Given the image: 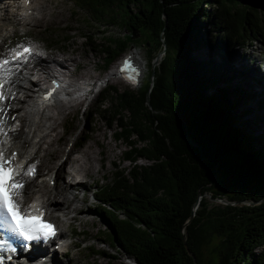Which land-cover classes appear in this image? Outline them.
<instances>
[{
    "label": "trees",
    "instance_id": "1",
    "mask_svg": "<svg viewBox=\"0 0 264 264\" xmlns=\"http://www.w3.org/2000/svg\"><path fill=\"white\" fill-rule=\"evenodd\" d=\"M75 5L92 23L128 32L101 46L87 37L105 56V69L137 43L149 57L165 54L138 90L111 86L102 94L100 104L109 106L100 114L126 144L123 162L130 164L116 168L95 196L112 246L137 264H264V132L252 129L246 100L256 96L245 85L229 88L236 73L227 65L234 48L264 37V0ZM205 49L206 56L198 55ZM212 49L221 52L216 61ZM206 195L231 204H211Z\"/></svg>",
    "mask_w": 264,
    "mask_h": 264
},
{
    "label": "rangeland",
    "instance_id": "2",
    "mask_svg": "<svg viewBox=\"0 0 264 264\" xmlns=\"http://www.w3.org/2000/svg\"><path fill=\"white\" fill-rule=\"evenodd\" d=\"M3 1L6 6L9 7V11L6 12L5 16L14 20L12 19L13 12H11V10L16 11V9H14V0ZM75 3L76 0H40V4L45 7L44 13L41 18L34 20L32 26H24L21 23L7 24L8 35L4 40L1 39L0 41V45H4L3 51L0 52L3 53V56L0 58L7 57L8 50L15 48L17 45L31 44L35 48H39L38 53L42 57L43 62H45L44 64H46V60L51 59L53 55H55L56 58H66V63H68L70 68L74 70L75 76H80L78 79L75 77L76 81L74 82L76 83L89 81V78L85 81L83 79L80 80L83 77V74L89 75L91 78L93 77V80L97 77L100 79L106 78L111 72L114 73L116 71L117 66L129 56L132 49L139 51L143 59L146 61V75L138 87H130L123 80L116 78L106 83L103 89L95 95L94 99L90 101L91 103L88 105H80V102L82 103L80 98L76 102L77 109L75 112H70L69 110L66 111V114L68 115L67 121L60 125L56 133L58 138L59 136L61 137L54 149L58 150V153L51 157L49 163V168L54 167L58 159L61 157L64 148L67 146L66 144H69L71 140L72 143L67 149V157L69 158L65 161V163H67L66 171H64L61 176L58 175L60 180L55 181V184L58 187L57 189L59 190L67 187V182L77 183V179L69 177L70 170L73 166V163L71 162L73 159L76 160L80 158L81 155L83 156L84 151L88 148L90 152L96 153H101L102 150H105L103 154L98 155L99 163L96 161L94 162L92 173L87 177L88 179L84 178L89 191L86 194V201L81 200L72 203L73 201H69L67 196L62 195L60 197L57 195L60 202L62 204L65 203V207L69 212L75 210L74 213L68 215V218H66L67 216H58V218H55L65 232V236H67V242H70L69 248L64 250L67 255L60 253L61 256L59 260L64 258V262L70 264H104L108 262L104 256L93 255V253H91V249H93L97 252H105L108 255L118 257V259L113 260L114 263L127 264L129 262L127 257L122 256L121 252L112 246L113 243L107 235H105V232L109 231V226L99 217V203L94 200L92 195V192L97 190L99 184L103 187L106 185L107 178L109 177L110 179L113 177L116 168L124 170L130 169V164L123 162L124 152L127 150L126 144H124L123 141L115 140L114 132H116V130L109 129L104 116L100 114V110H103L104 107H108L109 104L101 105L100 103L102 101L103 92L111 86L116 87L119 90H138L140 86L142 87L150 75V71L152 69L156 70L160 67L165 54L162 50H159L154 53L153 58L149 57V53L146 50L147 47L145 48L142 44L137 43L108 69H105V56L101 54V49L99 47L91 49V47L88 46L87 37L93 39L95 43L101 46L112 34L123 36L128 32L119 30L114 26L105 28L92 23L89 19V14L86 11L79 10ZM103 22L106 24V20ZM140 38L141 36L138 35L135 40ZM206 50L207 49L202 50L203 52L201 53H197L198 55L202 54L203 56H206ZM207 52L214 61L218 60L220 57L219 55H221V52L218 53L214 49L211 51L208 50ZM230 53L231 55L229 56L227 65L233 69L236 74L231 79L233 82L229 85V88L236 89L240 88L239 86L241 85H245L247 88L246 90L253 91V94L257 99L253 100L250 98L246 101H248V105L252 106V109H254L251 113V117L253 118L252 129L256 132L255 135H259L264 132V106L258 108L257 103H261V99H264V90L259 89V91L257 88L254 90V88L249 86L250 83H253L251 80L254 78L253 76L250 77L248 75L249 73L245 70L246 68L244 66L252 63L253 65H257V69H264V37L259 39L258 42L253 41L251 45L247 44L244 49L236 47L233 49V52ZM56 66L57 65H55V68L59 72L64 71L63 67ZM241 73H243L245 77L241 76ZM31 79L34 81L39 78ZM95 81L96 80L92 82ZM254 82L257 83L256 81ZM234 96H236V94L233 93L231 95L233 100ZM51 109L54 110V107H51ZM256 125L258 128H256ZM99 143L105 147L103 146L101 148ZM44 149H48V146H44L43 150L39 153V158L34 161V165L40 166L41 162H45L44 157L46 156V153L44 152ZM144 163L145 161L139 162L140 165ZM57 189H48L50 190V199L57 198L55 194ZM69 189L72 190V188ZM69 189L66 188V195L70 194ZM72 191L74 192V190ZM78 194L80 198L83 197L82 189L78 190ZM206 198L211 204L227 205L225 203L226 201L212 200L208 195H206ZM217 243L218 240L214 239L210 246L205 248L206 253L213 249ZM130 264L135 263L132 262Z\"/></svg>",
    "mask_w": 264,
    "mask_h": 264
},
{
    "label": "bare ground",
    "instance_id": "3",
    "mask_svg": "<svg viewBox=\"0 0 264 264\" xmlns=\"http://www.w3.org/2000/svg\"><path fill=\"white\" fill-rule=\"evenodd\" d=\"M18 1V2H17ZM44 6V5H43ZM40 4V0H14V9L11 10L13 12V18L14 20H11L10 18H7L6 12L9 11V7L6 6L5 2L3 0H0V41L1 39H5L8 35L7 31V24L10 23H21L24 26H32L34 24V20L37 18H41L44 13V8ZM13 21V22H12ZM10 26V25H9ZM14 26V25H13ZM4 45H0V52L3 51ZM37 51L35 53L34 58L30 62L24 63L23 70L20 72H17L16 70L20 69L21 67H16L15 71H12L10 75V82L6 86L7 90L10 91V96L7 100L6 108H9L6 115V126L4 125L5 131H8L9 136L6 137H0V140L8 139L7 148L10 151L17 153V160L16 163L23 164L25 168L29 165H32L34 161L39 158V153L43 150L44 146H48V149H44V152L46 153L44 159L45 162H41V165H35L36 169L39 170V174L37 176L36 180H30L31 177L22 176L27 182V186H25V196L29 199L27 204L36 203L40 208H53L55 212H57L56 215H53V218H58V216L63 217L68 215H71L75 212V210L69 212L66 207L65 203H61L58 196L65 195L67 196V199L69 201H73L72 203H76L78 201H86V197L80 198V196L73 192L76 187L81 186L84 187V189H88L86 186V182L84 181V178H87L90 176V173H92V168L94 166V162H98V155L103 154L105 150L101 153L96 152H90L89 148L84 151L83 156L81 155L80 158L71 161L73 163V166L70 170L69 177L76 178V179H82L83 181H79L76 184L73 182H67L66 186L62 189H57L58 187L55 185V187H51L49 184L50 180L58 181L60 178L58 177L62 175L64 171H66V164L65 161L69 157L68 155V147L72 143L70 140L69 144H66L67 146L64 148L63 153L61 157L58 159L54 167L49 168L50 159L52 156L56 155L58 153V150L55 149V145L58 144V140L61 138L58 135H56L57 130L59 129L60 125L67 121V114L66 111H76L77 109V101L81 98V95H79L77 98H74V93L70 92L68 93V96L71 98V102L69 103H62V104H56V105H45V103L41 102L40 96H38V93L36 90L41 87H43L50 78L54 76L53 73L59 72L56 67H63L64 71H60L64 77L68 78L70 80V83L73 85V87L78 86L76 92H87V90L91 91L90 95H93L95 93L92 91L93 88L96 86H93L92 80L89 75H84L80 80H86L89 78V81H85L83 83L80 82H74L75 80V73L74 70L70 68L69 64L66 63V58H56L55 55L51 57V59L46 60L43 62L42 57L38 53L39 48H35ZM1 57V56H0ZM128 58L132 60V62L139 67L138 72L140 73V76L138 77L139 80L142 83V79L146 75V61L143 59L141 53L137 51L136 49H132L129 53ZM73 60V59H72ZM238 60V59H237ZM124 61V60H123ZM51 62V63H49ZM122 64H119L117 66L116 71L113 73L111 72L109 75H107L106 78L100 79L96 78L94 84H98V86L103 89V87L108 83L109 81L113 79H120L119 75V68ZM252 63L245 65V70L249 73H247L250 77L253 76V80H251L253 83H250V87L256 88L259 90H264V85L262 83H259L260 80H262V76H264V69L262 68L257 69V65H253ZM262 67V66H261ZM260 67V68H261ZM88 74V73H87ZM39 78L38 80H35V84H33L31 87H34V89L29 88L27 89L25 87V84L28 81V78ZM80 77V76H79ZM77 77V79L79 78ZM252 79V78H251ZM256 81L257 83H255ZM67 82V81H66ZM36 88V89H35ZM100 89V90H101ZM259 90V91H260ZM14 93V95H11ZM96 94V93H95ZM264 96V93H263ZM85 102H89V100L80 102V105H84ZM257 105V104H256ZM259 106H264V101L259 102ZM258 106V107H259ZM51 107H54V110L51 109ZM264 109V108H263ZM254 110V109H253ZM252 110V112H253ZM263 112V111H262ZM14 117L15 119H12ZM255 119V118H254ZM259 122V121H258ZM255 123V122H254ZM256 128L258 126L256 125ZM100 145V143H99ZM104 146V145H103ZM100 145V147H103ZM105 147V146H104ZM60 154V152H59ZM99 163V162H98ZM66 188H72L69 189L68 195H66ZM48 189H57V192L55 191V194L57 196L56 199H50V190ZM35 193V197H31L30 195ZM47 198V199H46ZM66 202V201H65ZM61 239L64 240V244L61 245V251L55 252L52 260L50 261H43V258L46 257V252H40L39 254H35L31 258V264H57L53 259L59 260L60 253H64L67 255L64 250L68 249L70 243L67 242V236H65V232H62ZM59 243V242H58ZM56 243L55 245H57ZM54 248V247H52ZM67 258V256H66ZM129 260V264L135 262V259L127 258ZM126 260V261H127ZM62 264H70L67 262H63Z\"/></svg>",
    "mask_w": 264,
    "mask_h": 264
},
{
    "label": "snow or ice",
    "instance_id": "4",
    "mask_svg": "<svg viewBox=\"0 0 264 264\" xmlns=\"http://www.w3.org/2000/svg\"><path fill=\"white\" fill-rule=\"evenodd\" d=\"M35 52L33 45L20 44L9 49L6 58H0V135L6 138L9 133L4 128L6 124L4 117L7 115L5 101L10 96L6 86L13 71L10 65L15 62L18 67L19 62L27 61ZM0 56H3V53H0ZM121 71L128 74L126 76L128 80L136 82L139 72L133 67L130 59L124 61ZM54 91L55 88L48 92L45 99H49ZM7 144L8 139L0 140V228H5L7 232L21 238L26 242L24 247L27 248L33 242H47L56 235V229L52 223L44 219V211L36 203L27 205L22 203L26 182L19 177L35 176L36 166L32 164L25 168L23 164L16 163L17 153L10 151L6 147ZM5 245L6 241L0 240V249Z\"/></svg>",
    "mask_w": 264,
    "mask_h": 264
},
{
    "label": "water",
    "instance_id": "5",
    "mask_svg": "<svg viewBox=\"0 0 264 264\" xmlns=\"http://www.w3.org/2000/svg\"><path fill=\"white\" fill-rule=\"evenodd\" d=\"M134 38H136V37L134 36ZM201 199H202V196L200 197V200H199V202L197 203V205H195V208H194V217L196 216V213H197V210H198V208H199V205H201ZM224 201H226V200H224ZM224 201H222V202H224ZM225 203H226L227 205H228V204H231V203L228 202V201H226ZM191 220H192V219H190L189 222H191ZM189 222H188V223H189ZM191 254H192V252H191ZM192 256H194V255L192 254Z\"/></svg>",
    "mask_w": 264,
    "mask_h": 264
}]
</instances>
